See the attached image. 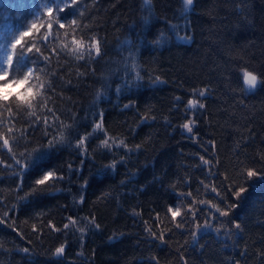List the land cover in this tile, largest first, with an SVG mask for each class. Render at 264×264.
<instances>
[{
	"label": "trees",
	"instance_id": "1",
	"mask_svg": "<svg viewBox=\"0 0 264 264\" xmlns=\"http://www.w3.org/2000/svg\"><path fill=\"white\" fill-rule=\"evenodd\" d=\"M46 2L0 0V61L10 51L14 34L34 20L38 28L46 23L43 18L36 19ZM151 2L149 10L143 0H83L85 19L80 23L87 25L84 31L89 36L101 40V54L90 60L85 56L87 64L66 53L59 58L53 55L37 73L41 81L52 85V91L45 93L47 103L35 104L33 109L22 107L19 112L18 105H13L14 118L4 106L9 98L34 94L37 81L21 82V93L0 95L4 98L0 119L13 127L12 133L6 128L0 132L7 134L9 147L16 153L13 157L0 146V217L7 213L0 221V264H184L181 253L187 264H229L234 259L245 264L239 255L245 244L247 264H264L257 255L264 251V178L246 179L243 175L247 168L259 171L264 167L258 159L264 154V87L240 92L244 87L242 68L264 69V0H194L193 10L187 13L190 31H179L181 36L187 31L193 38L191 43L178 40L170 27L185 24L181 0ZM144 17H148L147 22ZM43 32L40 28L33 39ZM63 32L61 29L60 38L49 48L60 49L69 43ZM157 40L161 43H154ZM83 42L88 43L87 36ZM133 58L136 69L130 67ZM26 66L21 63V67ZM136 72L143 77L139 86L125 87ZM149 76H158L166 83L152 85ZM206 86L212 91L201 101L206 111L195 129L199 139H190L179 125L190 115L184 112L192 98L190 90ZM177 96L180 103L174 101ZM128 104L134 107L125 108ZM49 109L62 123L49 115L55 127H49V135H44L43 127L37 124L33 128L28 121L42 120L40 114ZM33 111L35 117L30 115ZM98 111L103 112L111 151L101 143L106 138L103 134L87 136L93 132ZM69 114L75 116V123ZM142 116L156 119L141 123ZM53 135L57 139L62 135L64 143L42 150L34 166L23 171L21 185V168L15 161L24 163L21 154H27L25 148L40 149ZM82 136L87 137L84 151H78L76 144ZM121 140L129 148L139 144L141 150L126 154L125 149H117ZM212 140L214 149L208 144ZM200 156L212 161L211 171L216 175L209 176L210 168L201 166ZM121 157L124 163L104 168ZM48 170H55L54 176L64 179L54 184L50 181L44 191L21 201L35 179ZM185 179L191 187L184 185ZM226 184L234 186L226 190ZM239 186L247 191L237 198L232 193ZM212 187L226 198L217 199ZM189 191L192 198H178V193ZM201 199L222 209L231 203L239 205L230 213L243 228V239L234 237L238 246L223 236V229L219 236L198 233L199 243L192 246L189 232L175 228L182 217L191 220L190 212L196 207L190 209L189 205L199 207L196 219L200 223L215 211L211 205L199 206ZM169 207L179 209L181 215L173 219ZM133 211L139 215L133 216ZM69 216L77 220L76 228L52 229L51 225L63 229ZM85 217H94L100 228L87 227ZM228 219L223 218V222L230 227ZM146 227L157 236L163 232L168 243L151 238ZM189 227L185 225V229ZM79 228H85L83 237ZM114 235L118 238L109 239ZM61 244L66 245L64 254L53 255ZM22 248L30 252L23 253Z\"/></svg>",
	"mask_w": 264,
	"mask_h": 264
},
{
	"label": "snow or ice",
	"instance_id": "2",
	"mask_svg": "<svg viewBox=\"0 0 264 264\" xmlns=\"http://www.w3.org/2000/svg\"><path fill=\"white\" fill-rule=\"evenodd\" d=\"M145 6L150 10L152 6L151 0H143ZM183 8H182V16L181 18L185 20L184 25H170L171 29L176 34V38L180 41H183L185 43H191L192 36L187 34V31H190L189 25L190 21L188 19L187 13L193 10L194 7V0H181ZM95 3V0H94ZM83 0H47L46 3H43L40 15L36 18L37 20L43 18L46 23H41L39 25V28L37 27V23L34 20L30 24H28L24 30L19 31L18 34H14L13 39L10 43V51L7 50V53L5 55V59L3 61H0V77H3V80H0V89L5 87L8 83L18 84L21 82H31L33 80L37 81L36 84L33 85L37 91L32 95H25L22 98L21 97H14L9 98L10 102L4 106V111H7L8 113L12 114V117H15V114L13 113V105H18L17 112L21 111L22 107L26 109H33L35 107V104H46L47 103V97L45 96V93L48 91H52V85L51 83L45 84L43 81L40 80L39 75L37 73H40L43 71V69L40 67L41 64L47 65L51 57L55 55L57 58H59L60 55L63 53H66L69 56L75 57L78 61H84L85 64L88 63V61L85 59V56L88 57V59L94 58V56H98L101 54V40L97 39L95 35H88L84 29L87 27V25H83L80 23V21H83L85 19L84 10H82ZM94 6V4H93ZM237 7H240L237 5ZM71 17V18H69ZM145 22H147L148 17H144ZM53 25H55V29L53 28ZM43 28L44 32L40 33L39 36L35 39H33L34 33H39V29ZM63 29V39L65 41H69V43H64L61 45L60 49H57L56 47L49 48V45L53 43V41L60 38L61 33L60 30ZM180 30H187L186 34L181 36L179 35ZM83 34V35H81ZM81 35L80 39H77V36ZM83 36H87L88 43L85 44L83 42ZM27 38V39H26ZM166 39V38H165ZM154 43L160 44L161 41L157 40ZM39 45V46H38ZM41 47H43L44 51L41 50ZM45 52H48L49 54L46 55ZM132 55V53H130ZM26 64V67H21V63ZM132 69H136L137 65L135 63V60L133 58V63L130 66ZM259 73V74H257ZM78 76H83V73L77 72ZM242 74V80L244 87L240 90L242 94H246L248 92L255 91L258 88L264 87V69H253L252 71H249L247 67L241 69ZM143 80V77L140 76L139 72H136L135 78L132 81H126L125 87L131 86H139L140 81ZM149 82L152 85L156 84H163L166 83L165 81H162L160 77L158 76H149ZM120 89L117 88V92H119ZM191 97L188 99L184 112L188 115V118L185 120V122L179 127L182 129V131L189 136L190 139H199V133L195 129H197L198 124L200 122V117L205 113L206 111V105L202 103V100H206L209 95L211 94L212 89L208 86L204 88H192L191 90ZM100 93H97V98H99ZM4 98L0 97V101H2ZM174 101L176 103L181 102V97H174ZM35 102V103H34ZM243 103V101H241ZM125 108H132L134 105L128 104L124 106ZM31 116L35 117L36 113L35 111L30 113ZM43 119L41 120L39 117H37L35 120L28 121L29 125L31 127H35L37 124H39L41 127L45 129L44 135H49L47 132V129L49 127H55V124L49 121L48 116L52 115L55 117V113L49 109L48 113H41L40 114ZM0 116H3V111H0ZM97 120L94 121V128L92 133H88L87 136L90 137L93 135V133H99L103 134L106 138L101 141L102 145L111 151V145L109 143V139L107 138V131L103 127V112L98 111L96 113ZM69 118L73 120L75 123V116L73 114H69ZM149 119L155 120L156 117H148V116H142L141 117V123L147 122ZM55 120L59 123H62L59 121V117H55ZM165 122L171 126L170 121H168V118H164ZM0 128H6L7 133L13 132V127H8L7 124H5V121L3 119H0ZM15 139V137H13ZM85 139L87 137L82 136L76 144L78 151H84V143ZM0 146L3 148H6L9 153L13 157L16 156L15 152H12V149L9 147V139L7 134L5 132H0ZM18 142V141H17ZM114 142V141H113ZM64 138L61 135L59 139L55 135L51 137V139L48 140L46 145H41L40 149H32L29 151L27 148H25V154H21L22 160L24 163L21 162V160H16L15 163L17 167L21 168V174L19 176V179L21 180V185L23 181V171L25 169H30L34 166V164L37 162V157L42 153V150L45 149H53L56 147L57 144H63ZM208 144L214 149L215 148V141H208ZM123 148L126 150V154L132 153L134 151L141 150V145L137 144L134 146V148H129L128 145L121 140L119 145H117V149ZM35 154V155H34ZM201 161L202 167H209V176L216 175V173L211 171V168L214 167L212 164V161L206 160L204 156L199 157ZM259 161L264 162V154L259 155L258 157ZM124 163V157L120 158V161H115L110 165L104 166V168H112L114 169L116 167L117 163ZM217 163H219L217 161ZM69 170L71 171V165H69ZM55 170H48L44 171L42 176L35 179L33 185L31 186V191L25 193L23 197H20L19 199L21 201H27L29 200V197L34 196L38 192L44 191L46 187L49 186V182L51 181L53 184L56 182H59L64 179L63 176H54ZM245 175L246 179H251L254 177L257 178H264V167H262L259 171L255 168H247L245 169V172L243 173ZM223 179L225 181L228 180V176L225 174L223 176ZM202 186L208 190L207 185H203V182H201ZM21 185H18V187H21ZM87 185V181H85V186ZM184 185L191 187V185L188 182V179L184 180ZM44 186V187H41ZM233 184H226L224 185L226 190H230L233 188ZM82 186V190H83ZM173 188L175 189V185H173ZM22 190V187H21ZM212 193H215L216 198L223 201V199L226 198L220 190L217 187H212L210 189ZM247 189L243 186L237 187V190L232 193L235 197L239 198L241 197V194L246 192ZM178 198L180 199H188L193 197V193L191 191L186 193H178ZM84 197L81 195L80 202H83ZM208 205H211L212 209H215L214 212H210L209 216L207 218H204L203 223H200L198 219H196L197 212L199 211V207L195 206V203L193 205H189V208L196 207V211L190 212L191 220L189 221V218L182 217V222L175 224V228L177 230H186L189 232L191 237V244L192 246H196L199 243V237L198 233L200 235H205L209 232H214L217 236L221 234V229H223V236L226 237L229 241L232 242L233 246H238L237 241L234 239V237H239L243 239V228L241 223L236 220L232 219L230 217V213L232 210L239 207L237 203H231L227 204L224 209H222L218 204H212L211 201L206 200H199V206H204L205 208L208 207ZM15 210V208L13 209ZM168 211L171 212L172 218L175 219V217L181 215L179 209L173 210L171 207H169ZM139 214L133 211V216H138ZM7 216V213L4 214L3 217H0V221L4 220ZM223 218H229L227 223H229L231 226L228 227L223 222ZM68 223L63 225V229H57L55 225H51L52 229L55 231H64L69 230L71 228H76L77 226V220L73 219V217L69 216ZM85 221H87V227H91L93 229H99L100 225L95 223L94 217L89 220L87 217L83 218ZM213 220H216V225L212 223ZM147 224V222H144ZM190 224V227L188 229H185V225ZM81 237H83V234L85 233V228H79L78 229ZM171 231V229H169ZM145 232L150 235L151 238L159 241L160 244H167L168 241L164 239V233L161 232L159 236H157L155 231H152L150 227L145 228ZM21 235H23L21 233ZM115 235L113 237H110L109 239H117ZM31 243V241H29ZM185 243H188L186 240ZM65 244H61L59 247H57L53 253L55 256H61L65 252ZM202 247V246H201ZM23 253H29V248H22L20 249ZM239 255L241 258L244 259L245 264H247L249 253H248V246L245 244L244 248L239 252ZM257 255L260 257L261 261L264 262V251L258 252ZM156 258L153 257V260ZM181 259L184 261V264H187V261L183 258V253H181ZM158 264V262H157ZM229 264H241V261L239 259H234L229 262Z\"/></svg>",
	"mask_w": 264,
	"mask_h": 264
},
{
	"label": "rangeland",
	"instance_id": "3",
	"mask_svg": "<svg viewBox=\"0 0 264 264\" xmlns=\"http://www.w3.org/2000/svg\"><path fill=\"white\" fill-rule=\"evenodd\" d=\"M22 83L6 85L2 89H0V95L8 96L14 92L21 93L23 92Z\"/></svg>",
	"mask_w": 264,
	"mask_h": 264
}]
</instances>
